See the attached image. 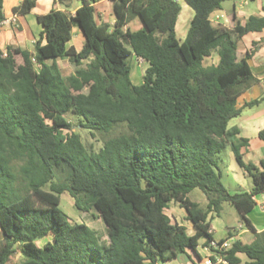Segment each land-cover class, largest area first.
<instances>
[{
  "label": "trees",
  "instance_id": "1",
  "mask_svg": "<svg viewBox=\"0 0 264 264\" xmlns=\"http://www.w3.org/2000/svg\"><path fill=\"white\" fill-rule=\"evenodd\" d=\"M184 1L193 16L183 41L177 0H112V25L97 23L92 2L81 0L74 16L53 9L38 17L43 30L32 53L0 51V264L16 254L25 258L19 264H165L186 250L197 254L203 237L209 246V215L223 203L253 237L216 251L219 264H239L238 254L264 264V232L246 219L264 193V160L244 162L248 141L228 127L241 113L237 99L257 81L252 53L239 57L237 41L264 29V17L221 27L211 15L231 0ZM34 5L23 0L13 11L24 15ZM136 18L141 28L131 30ZM74 28L84 37L79 51L68 46ZM132 56L145 63L139 85L130 79ZM64 60L74 66L68 76L57 63ZM69 115L92 136L125 131L87 151ZM258 137L264 141V129ZM226 148L251 179L250 192L230 194L222 185ZM196 189L204 206L189 198ZM65 192L78 211L97 210L107 239L69 220L59 208ZM170 204L185 212L192 235L166 214Z\"/></svg>",
  "mask_w": 264,
  "mask_h": 264
},
{
  "label": "crops",
  "instance_id": "2",
  "mask_svg": "<svg viewBox=\"0 0 264 264\" xmlns=\"http://www.w3.org/2000/svg\"><path fill=\"white\" fill-rule=\"evenodd\" d=\"M22 1L23 0H1L0 9L1 15L3 16L2 21H4V24L0 27V51L2 52L6 51L7 47H13L32 53L34 44L40 39L43 30L42 26L38 23V17L49 13L53 9L74 16L76 10L81 6V0H35V5L30 12L24 15L14 13L13 9L19 6ZM89 1L92 2L94 8L96 22L112 25L115 20L112 0ZM239 1L238 7H236L235 4L232 5L233 13L231 16L228 17L225 14L215 15L216 12H214L211 15V22L221 27L230 28L237 22L244 25L250 17H264V0H251L252 6H249L247 0ZM183 2L184 6L178 1L181 6V12L175 25L176 36L178 31H182L186 36L189 23L193 16L191 7L184 0ZM183 10L184 14H182ZM13 19L15 22L12 21ZM222 19H224V21L221 22ZM134 20H132L127 27L131 29V24ZM140 28V23L135 24L134 30ZM42 44H45L44 38ZM83 44L84 37L78 28H74L68 46H72L76 51H79ZM237 51L239 57H242L246 52L252 53L251 58L248 60V64L257 81L237 99V107L241 109V113L238 117L234 118L236 120L234 127L238 130V137L248 141V145L240 150L244 162L258 165L259 161L264 160V141L260 140L258 137V133L264 129V29L259 32H250L239 38L237 41ZM256 100L258 101L257 104L248 106V103ZM231 155L234 158L232 152ZM220 174L221 179L225 177L226 184L223 186L230 194L251 191V179L238 166L236 161L235 163L231 161L230 166L225 168V173L220 171ZM198 191L199 193H197L195 200L190 198L192 192L189 194V198L200 205H205L206 197L200 190ZM254 200L255 206L246 214V219L252 226L254 233L260 234L264 232V208H262L264 204V193L256 195ZM170 210L174 216H176V219L166 214L173 222L179 225H184L182 222L190 224L185 219V212L177 205L170 204L166 211ZM222 212L223 205H221L219 214L211 213L209 215L210 230L208 233L211 235L212 239L215 241H228L230 246L235 242L249 244L252 240L253 232L240 220L236 210L233 208V212L228 211L225 213V217L221 216ZM233 218H235L237 222V228L230 226V222H228ZM189 228V230L187 228V233L192 235L194 230L191 225ZM49 241H51V237L48 236L38 240L37 244L41 247ZM204 242V237L199 240V245L196 248L197 254L191 250H186L187 261L178 264H202L211 257L215 259V262H212V264H219L221 261L218 256L214 255ZM237 256L240 260L239 264H246L248 262V258L245 254H238ZM179 258L180 257L173 260V262H178L180 260ZM24 261L25 258L23 256L16 254L11 258L9 264H19Z\"/></svg>",
  "mask_w": 264,
  "mask_h": 264
},
{
  "label": "rangeland",
  "instance_id": "3",
  "mask_svg": "<svg viewBox=\"0 0 264 264\" xmlns=\"http://www.w3.org/2000/svg\"><path fill=\"white\" fill-rule=\"evenodd\" d=\"M180 2L181 5L184 6V2L183 0H178ZM249 6H252V2L251 0H247ZM240 3L239 0H231V1H226L222 4V10L220 11H216V14H225L228 17L232 15V5L235 4L236 7H238V4ZM182 14H184V10L182 12ZM183 16V15H182ZM181 16V17H182ZM224 21V19L221 20V22ZM139 19L136 18L134 20V22H132L131 24V29L134 30V26L135 24H139ZM177 38L180 41H183L185 38V34L182 31H178L177 34ZM211 59H207L206 63H211ZM129 62L132 66V71L130 74V79L133 85H139L142 82V74H143V69L145 67V63L139 62L137 61L133 56L129 59ZM59 67L61 68V71L63 73L64 76H68L71 73H73L74 71V66L71 65L69 62H67L66 60L64 61H58L57 62ZM68 121L72 124V129L71 131H76L77 133H79L80 137H81V141L82 143L85 145L87 151H95L97 152L104 140H106L107 138H111L112 136H117L120 133L125 131V128L120 126V127H116L115 129H113L110 133L108 134H104V133H99V132H94L93 136L87 131V130H83L79 127V120L78 118H76L75 116H68ZM236 120L233 119L230 121L229 123V128L234 127ZM219 168L221 172L225 173V168L227 166H230L231 161H233V163H235L234 158L231 155L230 149L226 148L222 153L219 154ZM221 183L222 185H225V177H223L221 179ZM251 183V182H250ZM197 193H199L198 190H195L191 193L190 198L192 200H195V197L197 195ZM223 212L221 213L222 217H225V213H227L228 211L233 212V208L230 204L228 203H223ZM204 206V205H201ZM59 208L64 212V214L69 218V220L72 223H85L86 225H88L91 229H93L94 231L97 232V235L102 239H107V235L105 232V226L103 224V221L100 219V216L97 212V210H95L94 208L91 209L89 212H81L78 211L73 204V199L70 197V195L65 192L63 194L60 195V203H59ZM166 213L173 219H176L174 216V214L170 211H166ZM228 222H230V226L237 228V222L235 221V218L229 220ZM187 228L188 230L190 229V224L184 223L182 222ZM180 260L178 262H166L165 264H178V263H182L183 261L186 262L187 258L186 255H180L179 256Z\"/></svg>",
  "mask_w": 264,
  "mask_h": 264
},
{
  "label": "built area",
  "instance_id": "4",
  "mask_svg": "<svg viewBox=\"0 0 264 264\" xmlns=\"http://www.w3.org/2000/svg\"><path fill=\"white\" fill-rule=\"evenodd\" d=\"M12 21L15 22L14 19H13ZM3 24H4V21L1 20V21H0V27H1ZM3 53H4V55H5V51H4ZM138 61H139V62H142L141 59H139ZM262 208H264V204H263ZM230 247H231V246H230V244H229L228 241H222L221 243H219V241H215V240L210 241V242H209V246H208V248L210 249V251H211L214 255L218 256V258L220 259L221 262H223V260H222L221 256L218 255V254L216 253V251H227V250L230 249ZM155 264H164V263L156 262ZM202 264H212V262H211L210 259H207V260H206L205 262H203Z\"/></svg>",
  "mask_w": 264,
  "mask_h": 264
}]
</instances>
